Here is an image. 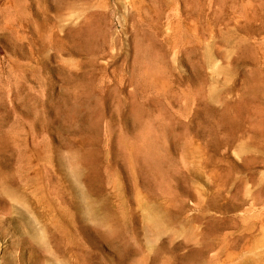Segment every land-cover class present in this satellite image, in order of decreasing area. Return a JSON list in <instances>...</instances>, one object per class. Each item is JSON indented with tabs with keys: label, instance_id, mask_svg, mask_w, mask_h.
Listing matches in <instances>:
<instances>
[{
	"label": "rangeland",
	"instance_id": "rangeland-1",
	"mask_svg": "<svg viewBox=\"0 0 264 264\" xmlns=\"http://www.w3.org/2000/svg\"><path fill=\"white\" fill-rule=\"evenodd\" d=\"M0 264H264V0H0Z\"/></svg>",
	"mask_w": 264,
	"mask_h": 264
}]
</instances>
